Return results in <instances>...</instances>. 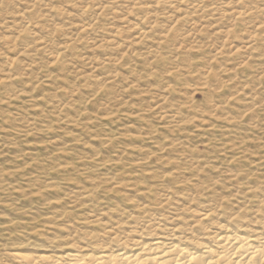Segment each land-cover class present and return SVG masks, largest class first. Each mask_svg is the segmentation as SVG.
<instances>
[{
    "label": "rangeland",
    "instance_id": "374dc122",
    "mask_svg": "<svg viewBox=\"0 0 264 264\" xmlns=\"http://www.w3.org/2000/svg\"><path fill=\"white\" fill-rule=\"evenodd\" d=\"M241 226L264 231V0H0V264Z\"/></svg>",
    "mask_w": 264,
    "mask_h": 264
},
{
    "label": "bare ground",
    "instance_id": "6f19581e",
    "mask_svg": "<svg viewBox=\"0 0 264 264\" xmlns=\"http://www.w3.org/2000/svg\"><path fill=\"white\" fill-rule=\"evenodd\" d=\"M248 228H226L207 242H187L173 235L146 239L116 236L56 254L16 252L11 256L17 264H264V231Z\"/></svg>",
    "mask_w": 264,
    "mask_h": 264
}]
</instances>
